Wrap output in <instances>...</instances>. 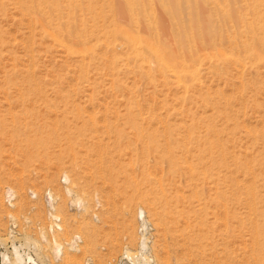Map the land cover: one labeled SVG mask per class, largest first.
<instances>
[{
  "label": "rangeland",
  "instance_id": "rangeland-1",
  "mask_svg": "<svg viewBox=\"0 0 264 264\" xmlns=\"http://www.w3.org/2000/svg\"><path fill=\"white\" fill-rule=\"evenodd\" d=\"M253 8L264 0H0V264L29 252L6 251L12 220L43 264H264Z\"/></svg>",
  "mask_w": 264,
  "mask_h": 264
},
{
  "label": "bare ground",
  "instance_id": "bare-ground-1",
  "mask_svg": "<svg viewBox=\"0 0 264 264\" xmlns=\"http://www.w3.org/2000/svg\"><path fill=\"white\" fill-rule=\"evenodd\" d=\"M253 4V3H252ZM248 6V5H247ZM251 7H252V5H251ZM248 8V7H247ZM224 9V8H223ZM229 9V8H228ZM250 9V8H249ZM253 10V12L252 13H254L253 15H255V17H259V20L260 21H258L259 23H258V25H259V27H258V30L260 31V33H261V35L262 36H260L261 38H259V36L257 35L258 34V32L259 31H257V34H256V39L257 40H259V41H261L260 42V44L262 45V47L264 48V10H262V11H260V9L258 10V9H255V8H253L252 9ZM227 12H229V11H227ZM247 12V11H246ZM226 13V12H225ZM227 14H229V13H227ZM249 14V13H248ZM242 15V14H241ZM260 15V16H259ZM241 17V16H240ZM257 17V18H258ZM250 23V22H249ZM257 25V26H258ZM244 28V27H243ZM251 28V31H250V33H254V28L251 26L250 27ZM52 36V35H51ZM251 36V35H250ZM254 36V35H253ZM127 37V36H126ZM125 37V38H126ZM129 37V36H128ZM252 37V36H251ZM254 37V38H255ZM53 38H54V36H53ZM120 38V37H119ZM253 38V39H254ZM131 40H134V39H130V42H131ZM140 40V39H139ZM136 41H137V39H136ZM235 41V40H234ZM134 43V42H133ZM245 43H247V41L245 42ZM146 44H148V43H146ZM144 45V44H143ZM149 45V44H148ZM129 46H131V45H129ZM133 46V45H132ZM146 46V45H145ZM134 47V46H133ZM135 47H137V46H135ZM148 47V46H147ZM259 47H260V45H259ZM151 48V47H150ZM149 48V49H150ZM145 49H148V48H145ZM260 49V48H259ZM258 49V50H259ZM138 50V49H137ZM141 50V49H140ZM152 49H150V52H152L151 51ZM136 51V50H135ZM134 51V52H135ZM255 51V50H254ZM236 52V51H235ZM255 53H258L257 51L255 52ZM149 54V53H148ZM156 54V53H155ZM154 54V55H155ZM153 55V57L155 58L156 56H154ZM160 57V56H159ZM257 57V56H256ZM160 59V58H159ZM164 59V58H163ZM156 60V59H155ZM165 63V62H164ZM165 65V64H164ZM178 78H179V76H178ZM177 78V79H178ZM182 78V77H181ZM185 78V77H184ZM180 79V78H179ZM178 79V80H179ZM180 82H181V79L179 80ZM179 85H180V83H179ZM184 87H185V84L183 85ZM182 86V87H183ZM169 138V137H168ZM170 140V139H169ZM168 147V146H167ZM174 149V148H173ZM183 149H181V151H182ZM184 152V151H183ZM172 153V152H171ZM188 154V153H187ZM190 154V153H189ZM184 158V157H183ZM183 158H181V159H179L180 161H183L182 159ZM191 159V158H190ZM170 160V159H169ZM168 160V161H169ZM185 160H189V159H185ZM167 161V162H168ZM173 161V163H175V164H171V161H169V165L167 164V166H168V173H170L169 172V170H171L173 167H175L176 166V164H178V162H174V160H172ZM180 161H179V164H182V167L181 168H186V165H188L190 162H187V161H184V162H186V163H188V164H186L185 165V163H180ZM192 162V161H191ZM200 162V161H199ZM178 164V165H179ZM185 165V167H183L184 165ZM192 164V163H191ZM191 164H190V166H191ZM175 165V166H174ZM179 166H181V165H179ZM178 166V167H179ZM188 167V166H187ZM193 167V166H192ZM192 167H190L191 169H189L188 170V168H186L187 169V171H188V173L190 172V176H192V177H190V176H188V175H186V176H188V177H190L191 178V180H192V182H193V180L196 182V181H199V179H200V177H201V175H200V177H199V179H197L198 178V176H196V172H194L193 171V169L194 168H192ZM176 169H177V167H176ZM182 170V169H181ZM186 171V170H185ZM187 171L185 172V173H187ZM172 173V172H171ZM187 173V174H188ZM196 173V174H195ZM176 174V172L174 173V175ZM172 175V174H171ZM173 176V175H172ZM171 176V177H172ZM184 176V175H183ZM170 177V176H169ZM62 180H63V183L65 184V185H68L69 183H71V177H70V175L68 174V173H64L63 174V176H62ZM178 178V177H177ZM176 178V179H177ZM188 179V178H187ZM186 179V180H187ZM177 181V180H176ZM175 181V182H176ZM189 182H190V184H189V186L191 187V184H192V187H194V189H195V191L198 189V183L197 184H194L195 186H193V183H191V181L189 180ZM171 183V182H170ZM176 184V183H175ZM187 185V184H186ZM178 188V187H177ZM189 188V187H188ZM174 189V188H173ZM184 189V188H183ZM194 189H193V191H194ZM200 189V188H199ZM179 190V189H178ZM189 190V189H188ZM198 191V190H197ZM196 191V192H197ZM186 192V191H185ZM67 193H69V195H71L70 193H73L72 192V189H70V187H69V189H68V192ZM178 193H180V192H178ZM182 193V192H181ZM191 193V192H190ZM194 193V192H193ZM165 194V193H164ZM177 194V193H176ZM188 194V193H187ZM202 194H204V193H202ZM166 195V194H165ZM178 195V194H177ZM183 195V194H182ZM181 195V196H182ZM190 195H192V194H190ZM196 195V194H195ZM252 195H254V194H252ZM16 195H15V191L12 189V188H9L8 190H7V192H6V197H7V199H8V201L9 202H11L13 199H15L14 197H15ZM173 196H175L174 194L172 195V196H170V197H173ZM179 196V195H178ZM176 197V201H177V204L182 200L183 202L184 201H186L187 200V198H185V197H181L182 199H180V196L179 197ZM184 196V195H183ZM167 198H168V194H167V196H166ZM195 197V196H194ZM166 198V199H167ZM186 199V200H183V199ZM189 198V197H188ZM169 199H171V198H168V200ZM49 202H50V204H51V207H52V209L54 210V208H55V198L53 197V194L50 192L49 193ZM195 200V199H194ZM171 201H174V199L172 198L171 199ZM175 201V202H176ZM201 201V200H200ZM187 202H189L188 200H187ZM174 203V202H173ZM191 203V202H190ZM72 204H73V206L77 209V210H84V207H85V201L81 198V197H76L75 198V200L72 202ZM184 204V203H183ZM188 204V203H187ZM186 205V204H185ZM184 205V206H185ZM178 206V205H177ZM200 206V205H199ZM180 207H182V206H180ZM192 207H194V206H192ZM178 208H179V206H178ZM195 208V207H194ZM56 209V208H55ZM180 209V208H179ZM193 209V208H192ZM196 209V208H195ZM176 210V209H175ZM188 210H191V205L190 206H188ZM171 211V210H170ZM182 212L181 213H183V209L181 210ZM185 211H187V207H186V209H185ZM191 211H194V213H195V210L193 209V210H191ZM190 211V212H191ZM197 211V210H196ZM54 212V211H53ZM200 212V211H199ZM143 213H144V211H141V213H140V215H141V217H143ZM201 213V212H200ZM52 216V221H54V225H52L51 226V231L52 232H55V230L56 229H58V231L60 230H63V228H62V226L59 224V221L61 220V218H60V216H57V215H51ZM187 223V227H188V222H186ZM191 224V227L193 228V229H195L192 225V222L191 223H189V225ZM159 225V224H158ZM184 225L186 226V224L184 223ZM195 226V225H194ZM186 227V228H187ZM196 227V226H195ZM190 228V227H189ZM57 231V230H56ZM44 236V235H43ZM76 238L75 239H73L72 240V242L71 243H69V246L71 247V248H76L77 246H79V240L81 239V237L80 236H75ZM47 237L45 236V241L46 240H48V238L46 239ZM197 239V238H196ZM263 240V239H262ZM195 241V240H194ZM260 242V241H259ZM259 242H258V244H259ZM264 242V241H263ZM255 243V242H254ZM257 244V245H258ZM261 244V243H260ZM68 245V244H67ZM36 246V245H35ZM34 246V247H35ZM64 246L65 245H63L62 243H60V242H58L57 241V238H55L54 237V241H53V255H54V258L58 261V259H60L61 257H62V255H63V252H64ZM15 249V248H14ZM17 250H18V248H16ZM15 249V250H16ZM33 249H35V248H33ZM73 250V249H72ZM13 252H14V250H12ZM29 251V250H28ZM33 252H31V251H29V252H25V250L24 251H22V253H26V254H18V256H17V258L16 259H18L17 260V262L16 263H14V264H43V262L41 261V259H39V257L38 256H36V254H35V251L34 250H32ZM17 252V251H16ZM18 252L20 253V251L18 250ZM127 254H128V252L126 253V257H127ZM10 258V257H9ZM9 258L6 256V255H4L3 256V263L2 264H13V263H11V262H13V261H10V263H9ZM15 259V260H16ZM11 260V259H10ZM15 260H14V262H15ZM125 264H140V262L139 261H136V260H133V259H131V261H130V263H125Z\"/></svg>",
  "mask_w": 264,
  "mask_h": 264
},
{
  "label": "built area",
  "instance_id": "built-area-1",
  "mask_svg": "<svg viewBox=\"0 0 264 264\" xmlns=\"http://www.w3.org/2000/svg\"><path fill=\"white\" fill-rule=\"evenodd\" d=\"M15 221L12 220L10 222L11 226L9 227V234H8V242L6 244V251L12 252L14 248H18L19 251L29 250L30 249L25 245L23 240H20L22 238V234L19 232L18 226Z\"/></svg>",
  "mask_w": 264,
  "mask_h": 264
}]
</instances>
